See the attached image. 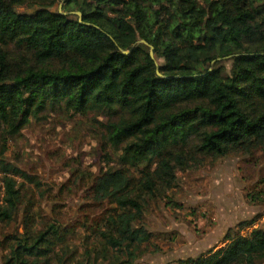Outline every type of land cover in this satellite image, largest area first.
I'll return each mask as SVG.
<instances>
[{"label":"trees","instance_id":"obj_1","mask_svg":"<svg viewBox=\"0 0 264 264\" xmlns=\"http://www.w3.org/2000/svg\"><path fill=\"white\" fill-rule=\"evenodd\" d=\"M58 109L107 119V168L88 193L114 208L80 227L99 235L106 263L129 264L152 239L146 203L174 189L179 171L264 150V0H0L3 133L16 138ZM0 175V223L14 226L0 264L74 263L76 227L40 213L41 181L4 158ZM252 223L175 264L264 263V229L242 235Z\"/></svg>","mask_w":264,"mask_h":264},{"label":"rangeland","instance_id":"obj_2","mask_svg":"<svg viewBox=\"0 0 264 264\" xmlns=\"http://www.w3.org/2000/svg\"><path fill=\"white\" fill-rule=\"evenodd\" d=\"M223 61L230 70L231 61ZM106 120L97 113L80 116L58 109L32 119L16 138L6 137L0 127V160L4 158L43 184L44 197L35 192L43 208L40 213L76 227V236L69 238L70 252L76 258L72 264H108L102 258L106 250L99 235L80 227L87 224L94 228L105 210L114 208L93 202L88 193L96 175L107 168L102 141ZM110 154L118 156L112 150ZM177 175L174 189L146 203L141 225L152 239L129 264H175L195 259L226 247L227 236L239 231L241 224L254 221L242 230L245 237L257 228L264 229V150L218 161L208 158ZM17 180L22 182L19 177ZM2 188L0 175V199ZM13 230L14 226L8 229L0 223V238L3 232ZM90 252L91 260L87 257ZM1 253L0 247V257Z\"/></svg>","mask_w":264,"mask_h":264},{"label":"water","instance_id":"obj_3","mask_svg":"<svg viewBox=\"0 0 264 264\" xmlns=\"http://www.w3.org/2000/svg\"><path fill=\"white\" fill-rule=\"evenodd\" d=\"M59 11H60V13L62 12V5L59 7ZM80 17H82V15H81V13H77ZM142 42H144V41H142ZM145 43V42H144ZM123 52V54H125V55H128V54H130V52H128V51H122ZM150 55H151V57L153 58V59H155V56H154V48L153 47H151V52H150ZM157 68H158V74L161 76V74H160V72H159V65L157 66Z\"/></svg>","mask_w":264,"mask_h":264}]
</instances>
